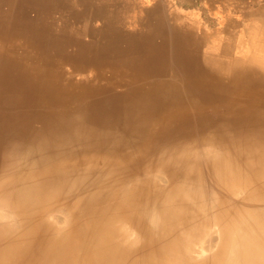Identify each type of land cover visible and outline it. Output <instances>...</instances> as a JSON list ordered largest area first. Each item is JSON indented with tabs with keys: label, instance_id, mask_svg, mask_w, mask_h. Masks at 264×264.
<instances>
[{
	"label": "rangeland",
	"instance_id": "1",
	"mask_svg": "<svg viewBox=\"0 0 264 264\" xmlns=\"http://www.w3.org/2000/svg\"><path fill=\"white\" fill-rule=\"evenodd\" d=\"M197 28L209 33L206 40L211 42L210 47L215 48H212V60L204 57L195 43L189 44L195 35L192 30ZM191 44L196 49L189 56H184L183 50ZM215 44L218 47L222 45L221 48L226 50L234 48L239 51L254 45L251 74H240L236 65H229L234 69L224 77L225 66L219 56L221 49L217 50ZM0 56V175L13 170L11 168L18 156L31 159L39 154H51L54 157L59 151L69 153L78 140L93 148L114 136L123 141L132 136L125 146V168L119 173V181L134 184L139 182L133 177L135 174L148 167L163 165V174L169 185L184 181L197 184L204 202L209 204L213 194L220 192V184L210 165L211 158L205 155L203 137L212 135L219 142L221 140L240 148V160L251 150L264 149V115L245 118L243 115H183L175 121L151 126L152 122L162 117L147 111V100L156 96L147 91H137V95L132 96L125 79L109 80L98 73L107 71L108 75L116 77L121 74L120 66L131 69L145 67L157 76L156 67H161L170 76L182 78L187 69L194 66L197 73H205L204 78L214 80V83H209V88L200 94L181 93L179 100L182 103L194 98L203 101L227 99L231 85L243 82L239 78L227 79L231 74L251 75V87L240 91L258 93V96L251 95V99H264V0H0ZM32 57L72 62V66L64 64L61 67L60 77L66 83L75 81L89 85L91 91L83 101L85 105L58 107L37 99L21 71ZM236 64L237 68H246L241 63ZM202 67L210 70H198ZM115 69L117 72H113ZM213 91L218 94H213ZM177 94L158 98L173 100ZM182 150L189 152L193 170L191 174L180 173L176 180L164 172L168 166L164 161ZM98 154L102 156V152ZM91 155H94V150L72 157L80 161ZM95 157V161H100L97 154ZM94 177L92 175V179ZM65 194L69 197L73 195L69 191ZM5 206L10 207L11 201ZM256 211L259 214L260 209L247 211L243 206L240 208V213L246 214L249 224L258 230L259 246L263 249L264 234L261 229L264 220L262 215L252 218L256 216ZM207 212H211V208ZM159 214L156 211L159 223L155 236L160 239L157 245L161 242V233H167L165 236L170 242L163 250L172 256L176 264L219 262L211 255L202 262L199 259L182 260L185 243L193 242L192 236L186 235L191 226L188 224L185 229L180 223L161 221ZM181 215L185 218V213ZM71 219L70 213H67L68 224ZM13 222L17 228L19 221L15 216ZM181 230L186 231L183 233ZM170 231L173 233L168 235ZM140 242L144 244V239Z\"/></svg>",
	"mask_w": 264,
	"mask_h": 264
},
{
	"label": "bare ground",
	"instance_id": "2",
	"mask_svg": "<svg viewBox=\"0 0 264 264\" xmlns=\"http://www.w3.org/2000/svg\"><path fill=\"white\" fill-rule=\"evenodd\" d=\"M192 31L195 35L194 39L187 40L189 44L195 43L202 50V55L212 60L214 47H210L211 42L206 40L209 33L198 28ZM218 46L215 44L217 50L221 49L219 56L225 66L224 77L234 69L229 65H236L240 74H251L254 45L243 51ZM195 49L191 44L183 50V55L189 56ZM234 61L246 68H237ZM64 64L73 65L72 62L50 57H32L21 71L37 99L58 107L83 105L91 89L89 85L75 81L64 82L60 77ZM120 68L121 74L116 77L108 75L107 71L98 73L109 80L125 79L132 96L137 95V91H147L156 96L147 100V111L162 117L151 121V126L175 121L183 115H243L244 118L264 115V99H251V95L258 96V93L240 91L251 87V75H229L227 79L239 78L243 82L231 85L227 99L203 101L194 98L182 103L179 100L181 93L200 94L214 80L204 78L205 73H197L194 66L187 69L182 78L177 76L178 79L170 76L167 70H161V67H156L159 72L157 76H153L145 67ZM198 70L210 69L202 67ZM113 72H117V69ZM170 93L178 94L173 100H163ZM212 93L218 94L215 91ZM131 138L123 141L114 136L93 148L78 140L69 153L59 151L54 157L39 154L31 159L23 155L15 158L13 170L0 175V264H176L172 256L163 250L170 242L165 236L167 233H161L162 239L157 245L160 239L155 236L159 223L156 211L160 213L161 221L180 223L185 229L188 224L191 226L186 235L192 236L193 242L185 243L182 260L189 258L202 262L211 255L219 260L216 264H230L233 260L232 264H243L245 261L246 264H264V248L259 246V232L249 224L248 216L240 213L241 206L247 211L260 209L259 214L256 211V216L252 218L262 215L261 219L264 220V149L251 150L240 160V148L221 140L219 142L212 135L203 137L205 155L211 158L210 165L220 184V192L213 194L209 204H206L197 184L184 181L169 185V180L163 174V165L148 167L142 173L135 174L133 177L139 182L134 184L119 181V173L125 168V146ZM194 143L197 144V141ZM91 150H94V155L87 159L79 161L72 157ZM99 152H102V156ZM96 154L100 161H95ZM164 163L168 164L164 172L176 180L180 173L191 174L193 170V160L187 150L169 156ZM92 175H95L94 179ZM87 179L90 181L87 182ZM68 191L73 193L71 197L66 196L65 192ZM10 201L11 206L6 207ZM208 208H211V212H207ZM67 213L72 217L70 224L67 223ZM14 216L19 221L17 228L13 224ZM185 231L181 230L183 233ZM261 231L264 234V225ZM140 239H144V244Z\"/></svg>",
	"mask_w": 264,
	"mask_h": 264
}]
</instances>
